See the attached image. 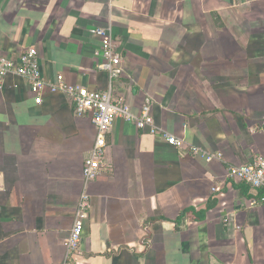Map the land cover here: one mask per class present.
I'll use <instances>...</instances> for the list:
<instances>
[{"label":"crops","instance_id":"0c3cea01","mask_svg":"<svg viewBox=\"0 0 264 264\" xmlns=\"http://www.w3.org/2000/svg\"><path fill=\"white\" fill-rule=\"evenodd\" d=\"M110 27L131 111L185 144L117 119L109 168L85 184L96 138L69 96L0 89V264H264V205L228 175L264 155V0H0V55L39 51L44 76L104 90ZM222 157L207 160L194 148ZM79 250L67 239L83 191Z\"/></svg>","mask_w":264,"mask_h":264},{"label":"built area","instance_id":"2783aa9c","mask_svg":"<svg viewBox=\"0 0 264 264\" xmlns=\"http://www.w3.org/2000/svg\"><path fill=\"white\" fill-rule=\"evenodd\" d=\"M94 33L101 38V47L98 52L101 61L98 63V69L109 76V85L104 90H92L84 85L70 84L61 76L54 81L47 79L41 70L39 51L36 46H30L18 57L0 55V89L3 88L9 75L18 76L28 82L35 93L36 103L41 104L47 92L65 94L72 100L78 115L92 118L96 127V138L83 166V176L87 186L109 168L107 139L117 119L134 122L141 129L148 128L150 133L159 135L173 146L181 147L185 144L184 139L170 134L156 124L150 105H145L141 114L136 115L131 111L127 100L116 94L115 81L126 71L123 56L110 27H98L94 29ZM192 152L195 155H205L207 160L222 157V153L217 155L206 153L196 147ZM228 175L233 179L247 182L255 191L253 204L264 205V155L257 156L251 163L231 166ZM90 209L91 196L87 189L81 195L74 223L67 239V248L71 255L80 248L85 219Z\"/></svg>","mask_w":264,"mask_h":264}]
</instances>
